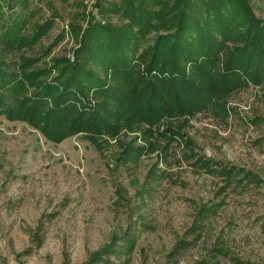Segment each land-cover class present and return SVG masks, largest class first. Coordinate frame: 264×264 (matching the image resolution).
<instances>
[{"label": "rangeland", "instance_id": "rangeland-1", "mask_svg": "<svg viewBox=\"0 0 264 264\" xmlns=\"http://www.w3.org/2000/svg\"><path fill=\"white\" fill-rule=\"evenodd\" d=\"M25 1L11 10L0 0V34L15 12L25 19L16 44L0 39V66L18 78L74 59L75 33L93 19L128 21L103 15L101 0ZM249 2L264 20V0ZM241 69L229 92L153 122L130 108L124 82H107L87 103L98 118L108 114L99 129L73 116L50 129L46 103L27 114L23 100L58 70L9 88L0 107V264L89 263L129 235L125 264H264V76L254 82Z\"/></svg>", "mask_w": 264, "mask_h": 264}, {"label": "trees", "instance_id": "trees-1", "mask_svg": "<svg viewBox=\"0 0 264 264\" xmlns=\"http://www.w3.org/2000/svg\"><path fill=\"white\" fill-rule=\"evenodd\" d=\"M4 1L9 2L11 10L26 3ZM100 3L102 0L96 7L103 15L122 14L128 21L115 25L93 19L83 35L75 33L79 45L74 59L59 62L54 68L18 78L0 66V107L6 104L4 97L9 88H18L22 82H38L43 75L52 76L60 68L51 83L23 100L27 114L33 117L46 103L49 109L42 118L50 129L62 130L70 116L77 126L83 119L89 129H99L107 123L108 114L104 111L98 118L87 103L89 92L107 89V82H124L130 108L135 113L144 112L145 119L153 122L160 113L187 114L189 109L196 110L203 98L229 92L238 69L242 68L254 82L264 76V20L254 16L249 0H121L108 6ZM24 21L15 12L0 39L16 44L12 37L19 35ZM152 32L156 36L146 44ZM25 41L28 38L20 43ZM21 102L19 106H23ZM134 244V237L126 236L121 244L114 242L84 264H125L119 260L133 250ZM111 255H119L115 258L118 262H113Z\"/></svg>", "mask_w": 264, "mask_h": 264}]
</instances>
